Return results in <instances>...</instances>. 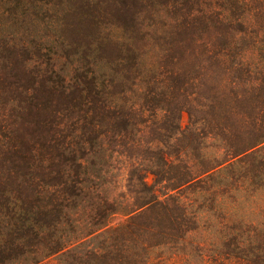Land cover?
I'll return each instance as SVG.
<instances>
[{
    "label": "rangeland",
    "instance_id": "374dc122",
    "mask_svg": "<svg viewBox=\"0 0 264 264\" xmlns=\"http://www.w3.org/2000/svg\"><path fill=\"white\" fill-rule=\"evenodd\" d=\"M231 1L31 0L0 48V264H264V14Z\"/></svg>",
    "mask_w": 264,
    "mask_h": 264
},
{
    "label": "trees",
    "instance_id": "16d2710c",
    "mask_svg": "<svg viewBox=\"0 0 264 264\" xmlns=\"http://www.w3.org/2000/svg\"><path fill=\"white\" fill-rule=\"evenodd\" d=\"M230 0H222V5H225ZM34 9L38 17L42 16L43 13V3L44 0H32ZM31 0H0V48L7 49L9 43L14 39V32L19 28H23L27 22L29 3ZM234 3V6L241 9L242 12L237 16V23L239 29L242 32L246 31L249 26V21L245 17H241L242 13L245 11L257 10L264 14V0H232L230 4ZM226 9H228L226 7ZM241 17V18H240ZM222 25L224 28L229 27L228 23L225 22V15ZM239 19V20H238ZM21 48H23L21 46ZM24 49V48H23ZM4 57V54H0ZM243 61L247 59H242L239 63L243 64Z\"/></svg>",
    "mask_w": 264,
    "mask_h": 264
}]
</instances>
